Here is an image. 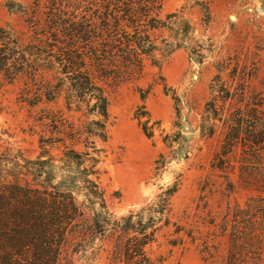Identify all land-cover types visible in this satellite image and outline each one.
<instances>
[{
  "label": "rangeland",
  "instance_id": "rangeland-1",
  "mask_svg": "<svg viewBox=\"0 0 264 264\" xmlns=\"http://www.w3.org/2000/svg\"><path fill=\"white\" fill-rule=\"evenodd\" d=\"M50 2L0 0V37L17 43L18 55L28 57L36 21L38 32L49 26ZM90 10L103 12L87 2L61 9L73 23H90ZM160 20L143 73L112 90L108 141L97 144L108 211L117 221L130 213L156 218L146 249L153 264H264V0H165ZM40 73L48 89L61 90L57 67ZM38 85L0 70V156L9 166L36 160L42 136L60 159L61 145L49 143L66 122L49 116L81 123L64 94L30 106L26 93ZM78 202L88 206L84 195ZM119 237L71 244L59 264H125L114 253Z\"/></svg>",
  "mask_w": 264,
  "mask_h": 264
},
{
  "label": "trees",
  "instance_id": "trees-1",
  "mask_svg": "<svg viewBox=\"0 0 264 264\" xmlns=\"http://www.w3.org/2000/svg\"><path fill=\"white\" fill-rule=\"evenodd\" d=\"M86 2L103 12L90 10V23L64 19L61 9ZM164 4L165 0H51L49 26L39 33L41 19L36 21L28 57L18 55L17 43L11 48L0 37L2 74L12 81L27 74L41 84L28 89L30 106L54 102L64 94L67 109L81 121L67 126L62 118L49 116L55 124L66 122L63 129L56 127L49 143L61 145L60 159L47 149L45 136L39 141L42 151L26 165L9 166L7 154L0 156V264H59L65 247H88L111 233L120 235L114 253L125 264H153L146 249L158 230L156 218L145 222L143 213H130L119 221L112 218L96 169L102 153L97 144L108 141L112 90L139 77L157 50L151 34L165 27L160 20ZM0 33L6 32L0 28ZM41 66L43 71L57 67L63 75L58 93L40 79ZM57 135L62 137L55 139ZM80 195L88 200L86 208L78 202ZM236 239L234 247H240Z\"/></svg>",
  "mask_w": 264,
  "mask_h": 264
},
{
  "label": "built area",
  "instance_id": "built-area-1",
  "mask_svg": "<svg viewBox=\"0 0 264 264\" xmlns=\"http://www.w3.org/2000/svg\"><path fill=\"white\" fill-rule=\"evenodd\" d=\"M238 1H242V0H238ZM247 11L249 14V18L252 22L257 21L261 17L260 13H258V11L254 7L248 6Z\"/></svg>",
  "mask_w": 264,
  "mask_h": 264
}]
</instances>
